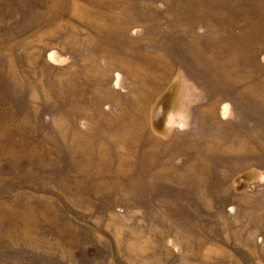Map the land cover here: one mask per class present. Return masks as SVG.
Listing matches in <instances>:
<instances>
[{
	"label": "rangeland",
	"instance_id": "obj_1",
	"mask_svg": "<svg viewBox=\"0 0 264 264\" xmlns=\"http://www.w3.org/2000/svg\"><path fill=\"white\" fill-rule=\"evenodd\" d=\"M0 264H264V0H0Z\"/></svg>",
	"mask_w": 264,
	"mask_h": 264
},
{
	"label": "clouds",
	"instance_id": "obj_2",
	"mask_svg": "<svg viewBox=\"0 0 264 264\" xmlns=\"http://www.w3.org/2000/svg\"><path fill=\"white\" fill-rule=\"evenodd\" d=\"M180 127L183 128V127H186V125L182 124V125H180Z\"/></svg>",
	"mask_w": 264,
	"mask_h": 264
}]
</instances>
